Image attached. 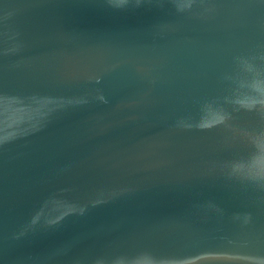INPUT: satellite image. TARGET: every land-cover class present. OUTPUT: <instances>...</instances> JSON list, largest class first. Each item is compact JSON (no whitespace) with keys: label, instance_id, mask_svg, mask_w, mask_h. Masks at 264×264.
Segmentation results:
<instances>
[{"label":"water","instance_id":"1","mask_svg":"<svg viewBox=\"0 0 264 264\" xmlns=\"http://www.w3.org/2000/svg\"><path fill=\"white\" fill-rule=\"evenodd\" d=\"M0 264H264V0H0Z\"/></svg>","mask_w":264,"mask_h":264}]
</instances>
